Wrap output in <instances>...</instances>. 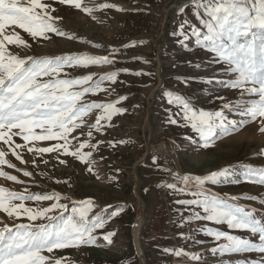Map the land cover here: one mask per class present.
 <instances>
[{
  "label": "rangeland",
  "instance_id": "rangeland-1",
  "mask_svg": "<svg viewBox=\"0 0 264 264\" xmlns=\"http://www.w3.org/2000/svg\"><path fill=\"white\" fill-rule=\"evenodd\" d=\"M185 4L188 0H81L88 7L111 3L123 9L97 11L93 16L69 5L60 4L58 0H41V3L51 4L55 8L54 23L76 39L48 35L51 40L37 38L33 40L22 29L15 31L30 45V48L16 49L22 57H56L64 55H109L112 48H120L121 55L110 57L113 65H89L66 68L59 78H81L92 75L94 83L101 76L113 71L128 69L130 72L145 71L152 75L137 77L121 72L115 84L104 81L102 87L108 91L96 94L87 93L79 103H113L121 96H127L120 107L127 111L118 117H113L114 127L106 126L102 133L93 129L96 139L103 140L98 151L90 158L92 163L87 167L70 155L59 153H44L37 155L27 148L18 149L23 163L17 160L12 152L0 141V150L6 153L5 160L15 165L0 164V171L17 177L20 183L7 180L0 176V188L6 192L26 194L25 189L32 194L58 193L62 197L68 211L62 213L65 219L72 215V201H93V209L89 219L95 214L104 216L116 212L107 221L103 229H97V237L93 245L69 247L63 250L54 249L51 253L43 252L50 260L62 259V264H178V258L165 254L164 248H183L188 252L202 254L207 264H243L244 260L259 259L255 253L243 256L213 255L211 248L216 242L196 231L198 227L208 226L228 231L226 226L214 225L211 222L198 221L180 227V216L175 204L176 199H191V196H176L167 189L168 183L177 182L171 173L178 176H205L212 171L224 168L232 169L230 179L238 183L206 184L205 187L221 195L240 197L234 203L242 206L262 207L258 202L247 199L248 196L264 198V186L244 180L247 167H264V156L259 155L264 150V134L259 132L260 119L245 123L237 131L223 136L217 129L215 144L208 148L199 147V136L193 132L190 125L184 126L183 113L179 106L167 104V92L182 96L197 112L220 110L225 97L228 101L240 99V90L221 85L217 80L231 82L234 74L227 77L216 73L212 83L202 82L212 77L219 65H211V54L201 49L194 40L188 42L187 51L180 48L175 32L180 23L177 15V2ZM29 0H21L27 4ZM183 2V3H182ZM194 9L189 6L183 19L192 24H198L193 15ZM7 31L11 32L12 28ZM143 41L137 47L124 49L123 45ZM147 59L149 64L142 61ZM201 67L197 69L196 65ZM195 78V79H193ZM48 79V78H44ZM188 80L185 84L184 81ZM89 85L77 86L73 90H83ZM114 90V91H113ZM111 93V94H110ZM169 111L176 113L177 125L168 123ZM231 120H247L246 117L226 113ZM100 110H92L83 117V124L72 135L81 140L86 139L90 127L96 123ZM105 124V121H101ZM230 127V126H229ZM38 133L40 129L36 130ZM83 133V134H82ZM191 137V139H185ZM16 143L23 144L19 137L13 138ZM71 139V136L69 137ZM116 145L112 147L108 142ZM195 142V143H194ZM54 141L36 142L38 147H50ZM75 144L76 141H73ZM31 146V145H29ZM87 152L89 149L85 148ZM155 159L156 164H153ZM64 160L61 164L59 161ZM47 161V163H45ZM91 167L92 171H88ZM167 169L168 171H162ZM27 171L31 176H25ZM100 179H97V177ZM223 180V178H221ZM179 186V185H178ZM67 197V199H63ZM19 204L20 201H12ZM26 206L36 208L48 207L53 201H25ZM182 210V209H181ZM53 215L59 216L58 210ZM184 216H188L184 212ZM48 224L47 219L29 221L26 217L19 220L7 217L0 212V228L5 225L14 227L16 224ZM136 227L139 229L136 230ZM115 232L112 244H107L103 236ZM185 233L193 239L184 240L180 237ZM230 234L247 235L242 232ZM255 239V238H253ZM195 241H203L196 244ZM141 247L142 255L137 251ZM145 260V261H144ZM145 262V263H144ZM179 264H189L186 258H179Z\"/></svg>",
  "mask_w": 264,
  "mask_h": 264
},
{
  "label": "snow or ice",
  "instance_id": "snow-or-ice-1",
  "mask_svg": "<svg viewBox=\"0 0 264 264\" xmlns=\"http://www.w3.org/2000/svg\"><path fill=\"white\" fill-rule=\"evenodd\" d=\"M60 4L69 5L86 15L93 16L94 12L115 9L123 11L111 3H103L98 6L88 7L81 0H58ZM191 6L193 15L198 24H192L183 19ZM55 8L51 4L41 3V0H29L27 4L21 0H0V141L8 146V149L23 163L18 149L27 148L29 152L37 155L44 153H59L70 155L78 159L87 167L92 163L93 152L98 151L103 140L96 139L93 129L102 133L106 126L114 127L113 117L122 116L126 107H120L127 96H121L113 103H79L87 93L96 94L107 92L102 87L104 81L115 84L121 72L128 75L142 77L152 75L150 72L120 69L109 75L101 76L98 81H93L92 75L81 78H59L66 68L89 65H113L114 59L122 54L120 48H112L109 55H64L56 57H22L16 49H9L8 45H16L17 48L28 49L30 45L18 34L15 29H22L33 40L41 38L51 40L49 33L56 36L67 37L74 40L76 37L69 36L61 30L54 21ZM177 15L180 23L175 32L177 45L187 51L190 40L201 49L211 54L210 64L219 65L212 77L207 78L206 83H212L216 79V73L227 77L234 74L231 82L217 80L218 83L231 89L240 90V99L236 102L228 101L225 97H218L224 101L220 110L199 111L193 109L186 100L179 95L166 93L168 105H177L183 113L184 126L190 125L193 132L199 136V147L208 148L215 144L217 129L220 135L237 131L245 123L260 119L259 132L264 134V0H188L178 7ZM12 31H7L8 28ZM143 41H133L123 45L124 49L137 47ZM144 64L150 61L144 59ZM197 69L201 66L196 65ZM48 78V79H44ZM195 79V78H193ZM185 84L188 80L184 81ZM89 85L83 90H73L77 86ZM114 91V90H113ZM111 94V93H110ZM100 110L96 123L87 132L86 139L72 135L83 124V117L92 110ZM226 113L246 117L247 120H231ZM176 113L169 111L167 120L171 125H177ZM105 121V124H101ZM230 126V127H229ZM40 129L38 133L36 130ZM83 134V133H82ZM71 136V139L69 137ZM14 137H19L24 143H16ZM191 139V137H185ZM54 141L50 147H38L36 142ZM73 141H76L74 144ZM112 147H116L111 141ZM195 143V142H194ZM31 145V146H29ZM85 148L89 151H83ZM6 153L0 150V164H7L15 168V165L5 160ZM264 156V150L259 154ZM64 164V160L59 161ZM47 163V161H45ZM153 164H156L153 159ZM88 171H92L88 167ZM162 171H168L162 169ZM25 176L31 173L25 171ZM177 182L168 183L167 189L176 196H191V199H176L174 202L180 209L179 226L182 228L192 222L206 221L214 225L226 226L228 231L217 228L201 226L196 231L210 237L216 242L211 248L215 255H237L255 253L259 259L244 260L243 264H264V207L259 211L255 207L242 206L234 203L240 197L221 195L206 188V184L220 185L221 183H238V180L230 179L232 169L224 168L212 171L205 176L183 175L171 173ZM0 176L17 183L16 176L7 175L0 171ZM223 178V180L221 179ZM244 180L264 186V167H247ZM97 179H100L98 176ZM179 185V186H178ZM26 194L6 192L0 188V212L6 213L7 217H26L29 221L44 220L48 224H24L19 223L14 227L5 225L0 228V264H53L43 252L51 253L54 249H66L80 247L81 245H93L97 237L94 235L97 229H103L113 215L104 216L95 214L89 219V213L94 205L93 201H72V215L64 218L62 213L68 211L65 203H61L62 197L58 193L32 194L25 189ZM63 199H67L64 197ZM247 199L258 202L264 206V198L248 196ZM18 200L19 204L12 201ZM25 201H53L50 206L32 208L25 205ZM182 209V210H181ZM61 215L53 213L57 211ZM184 212L188 216H184ZM242 232L247 235L230 234ZM115 232H108L103 236L107 244H112ZM184 240L193 237L181 233ZM255 238V239H253ZM203 244V241H195ZM165 254L175 258H186L189 264H207L202 259L201 253L188 252L183 248H164ZM54 264H62V259H55ZM70 264V262H69ZM227 264H233L228 261Z\"/></svg>",
  "mask_w": 264,
  "mask_h": 264
},
{
  "label": "bare ground",
  "instance_id": "bare-ground-1",
  "mask_svg": "<svg viewBox=\"0 0 264 264\" xmlns=\"http://www.w3.org/2000/svg\"><path fill=\"white\" fill-rule=\"evenodd\" d=\"M185 3H188V1H184ZM181 3V1L180 2H178L177 4H176V8L178 9V7L179 6H181V5H183V4H180ZM183 3V2H182ZM138 228L136 227V230H137ZM139 230V229H138ZM137 251H138V253L140 254V255H142V249H141V247L139 248V249H137ZM145 261V260H144ZM145 263V262H144Z\"/></svg>",
  "mask_w": 264,
  "mask_h": 264
},
{
  "label": "water",
  "instance_id": "water-1",
  "mask_svg": "<svg viewBox=\"0 0 264 264\" xmlns=\"http://www.w3.org/2000/svg\"><path fill=\"white\" fill-rule=\"evenodd\" d=\"M178 3V2H177Z\"/></svg>",
  "mask_w": 264,
  "mask_h": 264
}]
</instances>
